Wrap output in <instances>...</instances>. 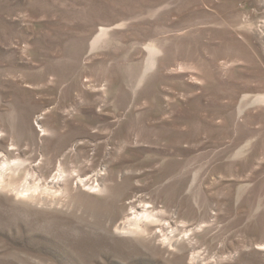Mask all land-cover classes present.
Instances as JSON below:
<instances>
[{
  "label": "rangeland",
  "instance_id": "rangeland-1",
  "mask_svg": "<svg viewBox=\"0 0 264 264\" xmlns=\"http://www.w3.org/2000/svg\"><path fill=\"white\" fill-rule=\"evenodd\" d=\"M0 177V264H264V0H0Z\"/></svg>",
  "mask_w": 264,
  "mask_h": 264
},
{
  "label": "bare ground",
  "instance_id": "bare-ground-1",
  "mask_svg": "<svg viewBox=\"0 0 264 264\" xmlns=\"http://www.w3.org/2000/svg\"><path fill=\"white\" fill-rule=\"evenodd\" d=\"M3 185V180L2 177H0V186ZM149 214L147 212L143 213V214H139L136 213L134 214V218L131 220V224L135 225V227H140V225L143 223L144 221V217H148ZM130 224H128L127 226H129ZM136 229V228H135ZM134 229V230H135ZM138 230V229H137Z\"/></svg>",
  "mask_w": 264,
  "mask_h": 264
}]
</instances>
